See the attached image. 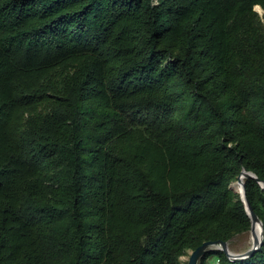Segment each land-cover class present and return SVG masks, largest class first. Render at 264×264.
Instances as JSON below:
<instances>
[{
	"label": "trees",
	"instance_id": "16d2710c",
	"mask_svg": "<svg viewBox=\"0 0 264 264\" xmlns=\"http://www.w3.org/2000/svg\"><path fill=\"white\" fill-rule=\"evenodd\" d=\"M257 6L0 0V264H188L251 230L230 184L264 181Z\"/></svg>",
	"mask_w": 264,
	"mask_h": 264
},
{
	"label": "water",
	"instance_id": "95a60500",
	"mask_svg": "<svg viewBox=\"0 0 264 264\" xmlns=\"http://www.w3.org/2000/svg\"><path fill=\"white\" fill-rule=\"evenodd\" d=\"M257 11L260 14L263 13L259 10ZM247 178H255L260 183L262 188L264 189V181L261 180L254 172L247 171V170H243L242 173L239 175L238 180L230 184V189L233 192L240 194L242 201L244 202L247 212L252 221L251 231L255 229L257 224L261 225L260 236L254 239L253 245L249 250L242 252V253L234 252L231 248V244L229 241H207L202 246L198 247L196 250H193L190 252V258H189L188 264H198L201 257L211 250L224 251L227 257L233 261L244 260L256 254L259 251V249L262 247L263 242H264V222L259 217V215L256 213L250 200L248 199L247 192H246V179ZM239 182L242 183V187H243L242 191H238L235 188V185L238 184Z\"/></svg>",
	"mask_w": 264,
	"mask_h": 264
},
{
	"label": "rangeland",
	"instance_id": "374dc122",
	"mask_svg": "<svg viewBox=\"0 0 264 264\" xmlns=\"http://www.w3.org/2000/svg\"><path fill=\"white\" fill-rule=\"evenodd\" d=\"M262 16H264V13L261 14ZM232 245H231V248L234 252H237V253H242V252H245L247 250H249L252 245H253V240H252V232L251 230L246 232V233H243V234H240V235H237L233 241H232ZM189 258H190V252L188 255L186 256H183L182 260L184 262H189ZM217 256H211L207 262V264L209 262H213V264H217ZM199 264V263H198Z\"/></svg>",
	"mask_w": 264,
	"mask_h": 264
},
{
	"label": "bare ground",
	"instance_id": "6f19581e",
	"mask_svg": "<svg viewBox=\"0 0 264 264\" xmlns=\"http://www.w3.org/2000/svg\"><path fill=\"white\" fill-rule=\"evenodd\" d=\"M256 9L264 13V9L261 6H257ZM235 188L238 191H242L243 190L242 183L239 182L238 184H236L235 185ZM251 232H252V240L254 241V239L256 237H259L260 234H261V225L260 224H257L256 227H255V229L252 230Z\"/></svg>",
	"mask_w": 264,
	"mask_h": 264
},
{
	"label": "built area",
	"instance_id": "2783aa9c",
	"mask_svg": "<svg viewBox=\"0 0 264 264\" xmlns=\"http://www.w3.org/2000/svg\"><path fill=\"white\" fill-rule=\"evenodd\" d=\"M218 258H217V264H221V262H222V260H221V258L219 257V256H217ZM208 264H213V262L211 263V262H209Z\"/></svg>",
	"mask_w": 264,
	"mask_h": 264
},
{
	"label": "crops",
	"instance_id": "0c3cea01",
	"mask_svg": "<svg viewBox=\"0 0 264 264\" xmlns=\"http://www.w3.org/2000/svg\"><path fill=\"white\" fill-rule=\"evenodd\" d=\"M191 252V251H190Z\"/></svg>",
	"mask_w": 264,
	"mask_h": 264
}]
</instances>
